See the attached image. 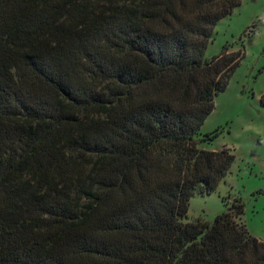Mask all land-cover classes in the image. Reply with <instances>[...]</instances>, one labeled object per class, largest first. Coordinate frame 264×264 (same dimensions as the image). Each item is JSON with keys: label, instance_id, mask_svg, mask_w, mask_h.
I'll list each match as a JSON object with an SVG mask.
<instances>
[{"label": "trees", "instance_id": "1", "mask_svg": "<svg viewBox=\"0 0 264 264\" xmlns=\"http://www.w3.org/2000/svg\"><path fill=\"white\" fill-rule=\"evenodd\" d=\"M240 3L0 0V264H264L240 196L187 220L236 159L197 135L245 56L206 57Z\"/></svg>", "mask_w": 264, "mask_h": 264}, {"label": "rangeland", "instance_id": "2", "mask_svg": "<svg viewBox=\"0 0 264 264\" xmlns=\"http://www.w3.org/2000/svg\"><path fill=\"white\" fill-rule=\"evenodd\" d=\"M245 50L228 86L214 100V108L197 135L205 149L231 148L236 159L229 173L211 193L197 190L190 199L188 219L214 217L228 209L226 201L240 196L244 219L264 237V0H241L217 23L206 57L225 47ZM218 135L211 138L216 131Z\"/></svg>", "mask_w": 264, "mask_h": 264}, {"label": "crops", "instance_id": "3", "mask_svg": "<svg viewBox=\"0 0 264 264\" xmlns=\"http://www.w3.org/2000/svg\"><path fill=\"white\" fill-rule=\"evenodd\" d=\"M247 225H248V224H247ZM248 227H249V226H248ZM249 229H250V231H251L254 235H256V236L259 237L260 239L264 240V237H263L262 235H260L259 233L254 232L250 227H249Z\"/></svg>", "mask_w": 264, "mask_h": 264}]
</instances>
